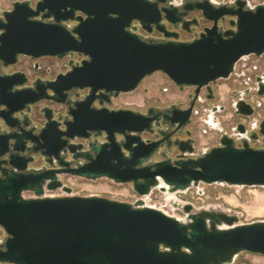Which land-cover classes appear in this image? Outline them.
<instances>
[{"label": "water", "instance_id": "1", "mask_svg": "<svg viewBox=\"0 0 264 264\" xmlns=\"http://www.w3.org/2000/svg\"><path fill=\"white\" fill-rule=\"evenodd\" d=\"M180 9L171 0H38L33 7L15 2L2 13L0 264H234L242 253L264 256V222L238 225L237 216L212 209L190 214V205L182 206L188 218L180 220L143 199L153 190L174 193L200 184L264 187V119L257 132L246 133L238 124L236 137L222 133L218 146L199 156L188 140L173 143L179 160L154 159L164 142L167 150L171 145L161 127L186 126L202 89L210 98L212 87L228 80L240 60L264 55V4L195 0ZM192 12L211 26L189 41L160 24L162 17L173 25L182 22L188 32L187 25L198 22L182 18ZM226 21L229 27L219 26ZM132 22L167 40L141 38ZM73 54L83 59L70 60L69 69L52 80L2 73L18 56ZM154 73L180 91L194 89L187 109L142 114L112 107ZM263 79L264 74L257 78L260 97ZM47 101L53 105L42 104ZM233 107L236 115H253L242 100ZM155 129L160 140L143 138ZM260 137L262 147L251 148L249 142ZM65 155L76 161L74 167ZM38 157L58 168L34 170ZM62 174L130 184L138 200L73 195ZM57 190L62 195H46Z\"/></svg>", "mask_w": 264, "mask_h": 264}, {"label": "rangeland", "instance_id": "2", "mask_svg": "<svg viewBox=\"0 0 264 264\" xmlns=\"http://www.w3.org/2000/svg\"><path fill=\"white\" fill-rule=\"evenodd\" d=\"M14 0H0L2 9H7L10 2ZM177 2L179 0H176ZM215 5H229L235 0H209ZM248 5L253 8L263 5L264 0H245ZM224 28L229 27L226 21ZM184 39L189 37L184 36ZM254 61V59H251ZM65 60L58 62L60 66ZM256 63V61H254ZM259 64H264V57L259 60ZM63 69V68H62ZM231 82V81H229ZM229 82L219 81L223 85ZM233 81L231 82L232 85ZM144 87L148 88V93H142V88L122 94L114 101L112 107H127L144 111L148 105H170L181 103L184 105V95L187 89L179 92L176 86L162 73H154L143 80ZM166 91V92H165ZM221 99L226 101L228 96L221 94ZM264 103V99H263ZM198 115L193 117V123L189 127L195 139V152L201 153L205 149L215 146L218 141V130L224 129L228 134H233L232 128L238 119L228 110L220 115L216 130H208L202 121L203 112L197 108ZM256 119L264 118V105L256 110ZM242 123L250 126L251 120H243ZM251 148L262 147V137L258 140L249 142ZM64 185L72 189L73 195L90 196L97 195L109 200L134 203L138 200V196L132 191L130 184L118 185L105 179L94 182L86 181L79 178L62 177ZM46 195H62L59 191L55 193H46ZM24 198L32 197L30 193H24ZM147 206L156 207L170 216L184 220V212L182 206L190 204L196 210H218L229 215H235L238 218L237 224H250L253 222H264V187H236L220 184L205 185L200 184L197 188H191L187 191L174 193L160 192L153 190L152 194L144 198ZM5 234L0 228V241L3 240ZM234 264H264V256L254 255L250 253H242L236 259Z\"/></svg>", "mask_w": 264, "mask_h": 264}, {"label": "flooded vegetation", "instance_id": "3", "mask_svg": "<svg viewBox=\"0 0 264 264\" xmlns=\"http://www.w3.org/2000/svg\"><path fill=\"white\" fill-rule=\"evenodd\" d=\"M187 1L192 3L195 0H179L178 2L176 0H171V4L174 7L178 8V13H180L181 12V9H180L181 6L184 5V3ZM15 2H18V3L29 2L30 5L33 7L38 2V0H14V1L10 2V6L7 9H2L0 6V19H3L2 13L4 11L12 10V5ZM233 4L234 3H231V4H229V6H232ZM36 19L38 20L39 17H37ZM194 19L198 22V25L197 26H195L194 24L187 25L188 32L182 30V27H183L182 22L181 23L177 22V23H175V25H173V24H170L167 21H165L164 18L162 17L160 24L166 29V31L177 34L179 41H189V40L193 39L194 35L201 33L204 28L211 26L210 22L203 19L201 14L198 12L188 13L185 17L182 18V20L184 22H190ZM67 24H71V23L68 22ZM224 24H225V22H220L219 26H223ZM131 26L137 27L136 33L141 38H150L154 41H165V40H167V39H164L163 35L161 33L157 32L154 28H152L151 34H147L144 31H142L140 29V27H138L136 22H132ZM184 36L189 37V39H184ZM263 57H264V55H262L259 58H256L254 56H250L247 58V59H249L248 62L250 64V66L247 69V73L250 76L249 85H247L245 87L240 85V83L236 77V70L234 71V73L231 75V77L228 80L224 81V82H229V81L232 82L233 81L232 85H231V82L223 84L226 87L225 96H228V99H226V101H223L221 99L222 98L221 93L219 92V86H221V84H219V82H218L215 86L212 87V92H211L210 98H207L208 93L205 89H202L199 92L198 97L194 101V104H193L190 122L186 126L181 127V128H178L177 125L172 126V127H169V126L161 127L159 130H162V132L171 135V137L169 139L171 141V143H170L171 145H170V148L167 150L165 148V142H164L162 145V149L160 151V154H157V156L154 159L156 161H159V160H161L162 156H166L168 159H171V161L179 160V158H178L179 152L173 146V143L175 141L187 142L188 140H192L193 142L188 141V143H190V145L193 146L195 157L199 156L203 152V151L201 153L195 152V139L193 137L192 131L189 128L193 123V117L195 115H198L197 108L200 109L204 113L202 121L204 122V124L208 128V130H216L217 129L216 126L219 122L220 115L224 114L228 110H230L231 114L238 119L237 123L232 128L233 134H231V135L228 134L224 129L218 130V133H219L218 136L219 137H218L217 144L215 146H212V147L218 146L219 138H220L222 133H224L230 137H236L235 127L238 124L244 125V127L246 129V133H248L251 130L257 132L260 122L264 119V118L260 119L258 121V123L256 124V127H254V123H256V122H253L254 121L253 119L255 118L254 116H255L256 110L258 108L262 107V105H264V103H263L264 96L260 97L257 95V92H256L257 91V78H260L264 74V64L263 65L259 64V60H261ZM82 59H83V57H79L77 54H73L71 57H66L64 59H56L54 57H48V56L40 57L37 59H32V58L26 57V56H18L17 62L15 64H13L12 66H9L8 68L4 69L2 71V73L12 74L15 72H20V73H23L28 79H31V80H36V79H40L42 81L52 80L56 77V75H58L60 73H65L69 69L68 63L70 60H72L75 63V62H78ZM251 59H254V61H256V63H254V61H252ZM61 60H65V63H63L62 66H60L58 64V62H60ZM252 65H254L255 68H252ZM263 82H264V79H263ZM142 85H143V81L139 84L138 88L143 87L142 93H144L146 95L148 93V88H146ZM185 89H187L188 91L184 95V105H182L181 103L170 104V105L166 104V105H162V106L161 105H148L145 107L144 111H139L136 109H132V110L135 112H140L142 114H146L149 109H153L155 113H158V112L170 113L176 109H179V110L187 109L190 102H191L189 95L193 93L194 89L193 88H184L183 90H185ZM183 90H181V91L178 90V91L182 92ZM238 100H242L252 107L253 115L251 117L248 118V117H243V116H239V115L235 114V109H234L233 105ZM42 104L48 105V106L53 105L52 102H48V101L43 102ZM114 108L115 109H118V108L131 109V108L122 107V106H118V107H114ZM243 120H245V121L251 120L252 123L250 126H247V124L242 123ZM157 131H158V129H155V132L153 134H144L143 138H145L146 140H149V141L160 140L162 137L158 134ZM64 158H65L64 160L66 162H68L71 167H74L76 165V161H73L71 159L70 155H65ZM46 160L47 159H45V161ZM45 161L43 158H40V157L36 158V161H35L34 165L32 166V168L34 170H40L43 167L47 168V169H49L50 167L55 168V169L58 168L56 166L55 161H52L51 163H49V160H47L46 162ZM62 177L75 178V177H71L67 174H62L59 176L61 181H62V179H61ZM58 191L62 194V192L60 190H57L56 192H58ZM187 205H190V204H187ZM182 210H183V208H182ZM196 212L197 211L194 210L193 208H191L189 210L190 214H194ZM187 218H188V215L184 213V220H187Z\"/></svg>", "mask_w": 264, "mask_h": 264}, {"label": "built area", "instance_id": "4", "mask_svg": "<svg viewBox=\"0 0 264 264\" xmlns=\"http://www.w3.org/2000/svg\"><path fill=\"white\" fill-rule=\"evenodd\" d=\"M248 60L249 59L247 58L242 59L235 66L237 80L239 81L240 85L244 87L249 85V79H250V76L247 73V69L250 66ZM252 68H255V66L252 65ZM253 120H254L253 122H256L254 123V127H256V124L258 123L260 119L254 118ZM151 194L152 192L148 196H150ZM148 196L143 197V199Z\"/></svg>", "mask_w": 264, "mask_h": 264}, {"label": "crops", "instance_id": "5", "mask_svg": "<svg viewBox=\"0 0 264 264\" xmlns=\"http://www.w3.org/2000/svg\"><path fill=\"white\" fill-rule=\"evenodd\" d=\"M226 87L224 85L219 86V92L225 95Z\"/></svg>", "mask_w": 264, "mask_h": 264}]
</instances>
